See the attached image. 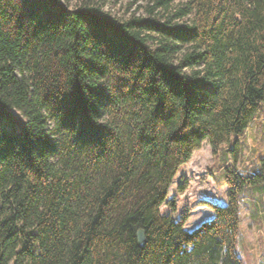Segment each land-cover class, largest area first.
<instances>
[{"label": "trees", "instance_id": "1", "mask_svg": "<svg viewBox=\"0 0 264 264\" xmlns=\"http://www.w3.org/2000/svg\"><path fill=\"white\" fill-rule=\"evenodd\" d=\"M4 108L26 128L0 125V264H242L240 193L264 185V155L224 169L227 203L202 201L213 216L192 230L160 207L204 141L215 153L264 114V0H146L126 18L0 0Z\"/></svg>", "mask_w": 264, "mask_h": 264}, {"label": "rangeland", "instance_id": "2", "mask_svg": "<svg viewBox=\"0 0 264 264\" xmlns=\"http://www.w3.org/2000/svg\"><path fill=\"white\" fill-rule=\"evenodd\" d=\"M78 0H60V3L72 9ZM103 11L112 16L126 18L132 13H144L146 0H100ZM259 122L261 124H259ZM264 114L256 115L243 135L231 137L229 143L222 144L214 153L204 141L194 151L190 160L178 170L169 188L168 201L161 207L163 214L178 219L187 213L185 229L192 230L201 221L213 216L211 209L202 203L206 200L225 204L229 185L222 176L226 167L230 170L248 172L255 168L259 172L258 156L264 155ZM0 125L7 131L21 132L26 128V119L16 110L4 108L0 111ZM233 141L236 142L232 153ZM186 186L177 190V185ZM243 190L239 213L241 215V235L235 249L242 264H264V185L260 190L251 193Z\"/></svg>", "mask_w": 264, "mask_h": 264}, {"label": "water", "instance_id": "3", "mask_svg": "<svg viewBox=\"0 0 264 264\" xmlns=\"http://www.w3.org/2000/svg\"><path fill=\"white\" fill-rule=\"evenodd\" d=\"M137 243L139 246H143L145 243L144 232L141 229L137 231Z\"/></svg>", "mask_w": 264, "mask_h": 264}]
</instances>
